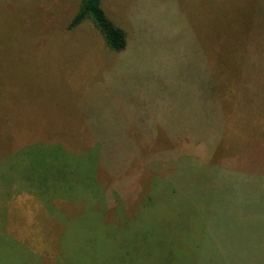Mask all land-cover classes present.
<instances>
[{
	"label": "rangeland",
	"instance_id": "1",
	"mask_svg": "<svg viewBox=\"0 0 264 264\" xmlns=\"http://www.w3.org/2000/svg\"><path fill=\"white\" fill-rule=\"evenodd\" d=\"M80 1L0 0V264H264V0Z\"/></svg>",
	"mask_w": 264,
	"mask_h": 264
},
{
	"label": "trees",
	"instance_id": "2",
	"mask_svg": "<svg viewBox=\"0 0 264 264\" xmlns=\"http://www.w3.org/2000/svg\"><path fill=\"white\" fill-rule=\"evenodd\" d=\"M101 1L102 0H81L76 13L68 23L66 29L71 31L85 22H90L92 27L101 37L105 49L111 53L120 54L127 48L126 32L106 17L103 9L101 8ZM0 87H3V84H1ZM1 94L3 95H0V103L2 104V109H4L6 108L4 106H6L5 104L8 101V94H5L4 92ZM42 151L43 150H41L42 159L43 161H46L48 154L42 153ZM51 151L54 152L55 150L53 149ZM8 177L4 176V180L11 186V180Z\"/></svg>",
	"mask_w": 264,
	"mask_h": 264
}]
</instances>
